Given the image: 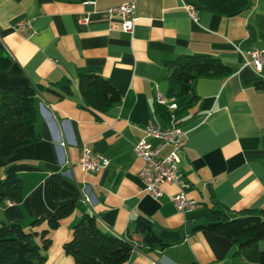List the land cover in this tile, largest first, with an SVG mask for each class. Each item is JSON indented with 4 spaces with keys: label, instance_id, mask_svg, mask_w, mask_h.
I'll return each instance as SVG.
<instances>
[{
    "label": "crops",
    "instance_id": "1",
    "mask_svg": "<svg viewBox=\"0 0 264 264\" xmlns=\"http://www.w3.org/2000/svg\"><path fill=\"white\" fill-rule=\"evenodd\" d=\"M129 1L137 5L132 33L114 29L120 19L108 12ZM251 1V7L222 16L198 0H0V40L12 58L0 73V87L52 88L37 97L40 140L0 157V174L18 173L24 195L0 206V222L18 221L29 230L34 219L75 203L51 234L48 264H76L63 246L84 213L115 235L141 242L142 223L169 243L165 249L140 244L124 264H264V240L238 254L226 237L195 228L209 216L212 196L231 217L264 208V90L255 85L264 80V67L247 65L239 51L264 44V0ZM21 20L32 27L17 29ZM195 53L218 56L234 72L195 79L199 101L177 117L187 132L181 152L186 192L197 201L179 211L170 199L177 185L165 183L159 198L146 193L139 176L144 162L134 144L146 136L150 117L171 123L154 111L157 92L167 96L169 89L165 60ZM87 71L102 74L123 93L106 114L85 106L79 93V74ZM66 79L71 92L61 97L53 83ZM83 146L108 156L110 164L82 171Z\"/></svg>",
    "mask_w": 264,
    "mask_h": 264
},
{
    "label": "trees",
    "instance_id": "2",
    "mask_svg": "<svg viewBox=\"0 0 264 264\" xmlns=\"http://www.w3.org/2000/svg\"><path fill=\"white\" fill-rule=\"evenodd\" d=\"M208 11L217 15H230L251 7V0H198ZM12 58L0 40V73L7 70ZM169 82L167 96L174 98L178 107L171 110L169 104L155 103L154 111L167 124L172 116L181 114L194 104L199 97L192 83L201 76L226 78L234 70L215 55L206 53L183 54L165 60ZM255 85L264 90V80ZM59 87L56 93L63 97L70 93V80L53 83ZM52 88L44 84L31 86L0 87V157L9 156L21 146L38 142L36 132L38 120L37 97ZM60 89V90H59ZM78 90L85 106L98 114H106L123 99L117 90L102 74L94 71L80 73ZM23 181L18 173L6 176L0 174V206L8 201L23 200ZM209 216L195 228L205 229L226 237L238 247L237 253L264 240V208L245 209L242 216L231 217L229 210L214 196ZM75 203L61 204L50 217L36 218L31 228L26 229L20 222H0V264H48L46 249L51 244V234L61 220L71 215ZM141 242L132 237H121L106 231L97 222V217L84 213L72 227L71 238L64 243V250L76 264H124L134 249L140 244L149 248L165 249L169 243L157 236L150 228L139 223Z\"/></svg>",
    "mask_w": 264,
    "mask_h": 264
},
{
    "label": "built area",
    "instance_id": "3",
    "mask_svg": "<svg viewBox=\"0 0 264 264\" xmlns=\"http://www.w3.org/2000/svg\"><path fill=\"white\" fill-rule=\"evenodd\" d=\"M184 7L191 17L197 19V13L189 3L184 2ZM136 8L135 1L110 7L108 12L120 19L118 25L113 28L132 33L138 20ZM15 27L17 29L31 28L32 23L29 20H21L15 24ZM239 51L245 55L247 65L254 67L257 71L263 70L264 44L247 51L241 49ZM156 102L169 104L171 110L178 107L174 98H169L160 91L156 94ZM144 130L146 136L138 139L134 144V151L144 162V166L139 172L144 183V190L153 197L159 198L164 194L163 185L165 183L175 184L179 187V191L170 196L175 208L179 211L195 208L197 201L187 195L186 188L190 186V183L186 180L181 167V152L187 144V132L181 126L180 120L176 116H172L170 125L163 126L150 117ZM147 137L156 138L160 143L154 145L148 141ZM164 148H168L166 154L162 153ZM110 162L108 156L83 146L78 165L84 172H98L107 167Z\"/></svg>",
    "mask_w": 264,
    "mask_h": 264
}]
</instances>
